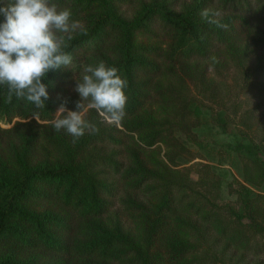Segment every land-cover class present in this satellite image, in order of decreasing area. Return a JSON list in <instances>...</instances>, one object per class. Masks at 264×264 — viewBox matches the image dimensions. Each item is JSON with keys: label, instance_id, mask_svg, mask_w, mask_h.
Returning <instances> with one entry per match:
<instances>
[{"label": "rangeland", "instance_id": "1", "mask_svg": "<svg viewBox=\"0 0 264 264\" xmlns=\"http://www.w3.org/2000/svg\"><path fill=\"white\" fill-rule=\"evenodd\" d=\"M55 1L51 0L52 3ZM219 1L132 0L123 9L135 18L157 2L165 3L176 16L193 10L200 20H203L201 11L209 9L210 14L219 13L211 18L221 21L231 14L219 7ZM4 3L7 0H0V4ZM58 7L71 9L73 19L86 27L88 13L84 8L70 0ZM261 17L264 13L255 12L244 22L237 20L226 42L214 41L205 59L180 57L171 61L165 53L173 40L172 30L161 27L137 30L134 43L158 47L162 57L147 58L160 65V73L146 77L149 79L148 100L136 117L160 122L165 130L164 137L142 149L137 144V134H131L124 137L123 145L106 148L107 152L116 150L119 154L123 150L126 163L130 162L133 153H140L144 165L159 174L162 182L171 180L218 204L221 217L232 227L237 223L229 208L240 210L238 192L243 187L261 196L254 202V210L264 227V93L260 89L264 85V74L256 70L259 65H264V52L253 46L255 40L264 37V25L258 22ZM2 19L4 17L0 15ZM73 54L77 66L60 69L63 76L53 80L54 89L47 90L48 97L59 102L51 120L16 117L10 122L0 121V155L7 168L12 165L11 149L19 146L21 135H28L31 129L40 135L53 130L50 122L61 104L68 110H76L75 102L79 99L74 91L75 79H81L84 66L117 57L108 47L94 48L86 44L76 47ZM118 128L125 131L122 124ZM60 132L66 134L63 130ZM38 158L43 159L41 155ZM117 181L119 192L109 213L104 218L91 220L108 230L119 229L140 247L144 246L150 220L155 216L158 195L146 189V184L136 188L132 181ZM150 184L156 191L161 189L158 182ZM4 188L6 195L9 187ZM28 204L37 213L72 216L56 200H32ZM138 204L144 207L140 209ZM198 218H202V213H187L180 208L162 214L151 237L152 264H264V252L256 254L243 247L244 242L220 236L218 226L213 222L200 223ZM195 220L205 229L201 235H195L187 228L188 221ZM77 223L82 229H77L74 235L84 240L89 233V221ZM52 231L61 234L57 228ZM256 237L259 243L264 241L263 233H256ZM4 260L12 264H122L99 257L81 259L58 254L40 244L1 240L0 261Z\"/></svg>", "mask_w": 264, "mask_h": 264}, {"label": "trees", "instance_id": "2", "mask_svg": "<svg viewBox=\"0 0 264 264\" xmlns=\"http://www.w3.org/2000/svg\"><path fill=\"white\" fill-rule=\"evenodd\" d=\"M64 1L69 0H56L55 3L62 5ZM70 1L88 13L85 27L87 35L78 34L66 49L73 57L71 68L77 66L73 50L80 45L108 47L117 56L105 63L117 67L128 82L125 90L128 97L126 116L122 122L125 131L106 125L95 110H89L86 119L95 123L99 132L95 135L86 133L75 143L68 134L53 130L40 135L31 129L28 135H21L19 146L11 149V168H7L0 155V241L40 244L55 253L81 259L99 257L104 261L122 264H152L149 248L156 224L162 214L173 213L180 208L187 213H202V218H198L200 223L213 222L218 226L220 236L234 238L238 243L244 242L243 247L254 250L256 254L264 252V241L259 243L256 237V233H263L264 238V227L254 210V202L261 197L259 194L247 187L238 192L240 210L229 208V213L237 223L236 227H232L221 217L218 204L171 180L162 182L159 174L144 165L140 153H133L130 162L126 163L123 150L121 154L116 150L106 151L109 145H123L124 137L131 134H137V144L142 149L153 146L164 137L165 130L160 122L136 117L148 100L146 88L149 79L146 77L155 76L160 68L157 62L147 58L162 57L160 48L134 43L137 30L149 31L160 27L172 30L173 40L165 53V57L171 61L180 57L205 59L214 41L226 42L237 20L244 22L255 12L264 13V0H220L219 7L231 14L220 21L227 25L226 28L198 19L193 10L176 16L166 8L165 3L154 2L133 18L123 9L132 0ZM202 4H198V7ZM258 22L264 25V17L259 18ZM253 46L264 52V37L255 40ZM256 70L264 74V65H259ZM62 76V70L57 69L49 72L42 82L47 85V90L54 89L53 80ZM260 89L264 93V85ZM7 95L6 86H0V121L5 122L16 117L49 121L59 104L48 97L45 108L38 110L31 103L15 96L8 102ZM76 95L79 99L78 93ZM38 155L43 159H39ZM117 179L132 181L136 188L146 184V189L158 195L155 216L150 220L144 246L140 247L119 229L108 230L91 220L104 218L109 213L112 201L119 192ZM154 182L160 183V190L156 191L155 186L150 184ZM5 186L9 187L6 195ZM32 200H56L72 216L34 212L28 204ZM138 207L141 209L144 206L138 204ZM81 220L89 221V233L84 236V240L74 235L77 229H82L77 223ZM200 223L188 221L187 228L191 233L201 235L205 229L200 227ZM52 228H57L61 234L56 235ZM0 264L12 263L4 260Z\"/></svg>", "mask_w": 264, "mask_h": 264}, {"label": "clouds", "instance_id": "3", "mask_svg": "<svg viewBox=\"0 0 264 264\" xmlns=\"http://www.w3.org/2000/svg\"><path fill=\"white\" fill-rule=\"evenodd\" d=\"M0 86L7 88V101L13 96L26 100L36 109H44L48 99L47 85L42 81L57 69H71L73 57L66 49L74 34L87 35L85 26L74 20L71 9L60 8L51 0H7L0 4ZM201 18L218 27L226 28L203 9ZM214 60V58H213ZM74 91L79 100L76 110L63 104L54 114L50 125L54 132L63 130L77 142L86 133L95 135L99 128L86 119L89 110H95L109 126L119 127L126 116L128 87L117 67L104 61L83 68Z\"/></svg>", "mask_w": 264, "mask_h": 264}]
</instances>
